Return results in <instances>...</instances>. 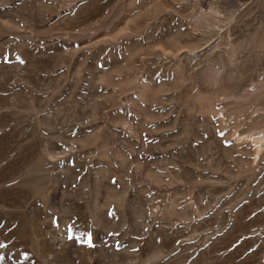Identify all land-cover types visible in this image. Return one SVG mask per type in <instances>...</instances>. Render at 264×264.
Listing matches in <instances>:
<instances>
[{
	"label": "rangeland",
	"instance_id": "rangeland-1",
	"mask_svg": "<svg viewBox=\"0 0 264 264\" xmlns=\"http://www.w3.org/2000/svg\"><path fill=\"white\" fill-rule=\"evenodd\" d=\"M0 264H264V0H0Z\"/></svg>",
	"mask_w": 264,
	"mask_h": 264
},
{
	"label": "snow or ice",
	"instance_id": "snow-or-ice-1",
	"mask_svg": "<svg viewBox=\"0 0 264 264\" xmlns=\"http://www.w3.org/2000/svg\"><path fill=\"white\" fill-rule=\"evenodd\" d=\"M72 230V227L71 226H69V231H71ZM81 235H84L83 233H81ZM91 242V238H90V234H88V239L87 240H85V243H90Z\"/></svg>",
	"mask_w": 264,
	"mask_h": 264
},
{
	"label": "bare ground",
	"instance_id": "bare-ground-1",
	"mask_svg": "<svg viewBox=\"0 0 264 264\" xmlns=\"http://www.w3.org/2000/svg\"><path fill=\"white\" fill-rule=\"evenodd\" d=\"M253 138V137H252ZM253 141V140H252Z\"/></svg>",
	"mask_w": 264,
	"mask_h": 264
}]
</instances>
